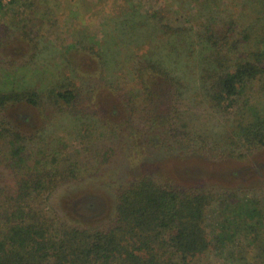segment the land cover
Wrapping results in <instances>:
<instances>
[{
	"label": "trees",
	"instance_id": "16d2710c",
	"mask_svg": "<svg viewBox=\"0 0 264 264\" xmlns=\"http://www.w3.org/2000/svg\"><path fill=\"white\" fill-rule=\"evenodd\" d=\"M256 1L264 6V0L244 3ZM101 2L111 8L112 19L122 18L123 35L135 43L129 88L103 71L87 77L65 69L48 84L32 81L36 70L31 77L12 74L34 60L11 63L0 74V264H212L210 252L217 242L209 235L207 217L221 202L231 207L223 239L244 232L264 253V185L201 187L145 174L117 188L111 218L86 225L68 221L48 205L60 187L81 183L121 154L123 129L114 125V112L106 115L89 106L105 84L120 100L127 89L142 96L150 118L143 133L157 132L177 149L212 159H243L264 149V112L253 102L254 92L264 95V16L251 41L250 28H240L235 17L219 19L214 10L206 21L192 25L191 0H156L145 11L139 0ZM4 4L0 0V9ZM17 31L36 51L31 32L25 26ZM84 50L102 60L106 56L96 45ZM174 56L197 60L196 67L187 66L198 69L202 101L232 121L222 135L196 130L187 117L184 75L178 65H167ZM165 99L168 112L161 123L157 112ZM27 112L42 119V127L27 121ZM58 114L85 117L75 136L79 145L72 150L65 138L53 150L44 147V132Z\"/></svg>",
	"mask_w": 264,
	"mask_h": 264
},
{
	"label": "rangeland",
	"instance_id": "374dc122",
	"mask_svg": "<svg viewBox=\"0 0 264 264\" xmlns=\"http://www.w3.org/2000/svg\"><path fill=\"white\" fill-rule=\"evenodd\" d=\"M4 1L0 9V61L4 62L0 65V74L6 72L11 63L34 60L32 65L22 67L20 72L16 71V66L12 74L31 77L36 70L37 74L32 81L38 83L42 80L48 84L65 69H78L87 77H100L103 71L107 78L119 77L125 88H129L134 77L135 43L123 35L120 23L122 18L112 19L114 15H111V8L101 0H16L13 6L8 3L9 0ZM191 1L192 25L206 21L209 12L214 10L219 19L235 17L240 28H250L251 41L255 40L262 26L259 19H263L264 6L258 1L246 5V0H238L237 4L234 0ZM139 4L145 11L156 5V0H139ZM20 26H25L35 38L36 51L32 44L17 34ZM90 45H96L101 52L105 51L104 60L84 50ZM142 47L146 50L144 45ZM159 51L166 53V49ZM174 57L175 60L167 59V65H178L184 75L187 89L183 109L187 117L196 130L216 137L222 135L230 129L232 121L202 101L198 69L187 66L191 63L196 67L197 60ZM108 87L107 84L101 87L88 105L106 115L114 112L113 123L123 129L124 144L114 163L103 167L81 183L63 185L50 197L48 205L68 221L81 225L107 221L113 216L117 188L145 174L201 187L264 185V149L255 156L243 159H212L177 149L168 141L163 143L157 132L150 135L143 133L150 127V118L141 101L142 96L136 97L127 89L120 100L113 89ZM131 100L133 104L129 106ZM253 102L264 112V95L254 92ZM168 103L169 100L165 99V103L162 102L158 109L161 123L167 115ZM23 117L35 128L42 127V119L35 117V114L27 112ZM80 117L78 120L71 114L52 117L44 132L47 139L45 149H55L56 141L60 144L61 138H65L63 142H66L69 150L76 148L79 143L75 136L83 122ZM38 145L41 146L40 143ZM5 174L6 182L11 185V175ZM230 212L229 204L221 202L207 217L209 235L214 243L217 242V246L210 252V261L212 264H264L263 250L252 245L251 237L246 233L240 232L232 240L223 239L222 228L228 217H231Z\"/></svg>",
	"mask_w": 264,
	"mask_h": 264
}]
</instances>
